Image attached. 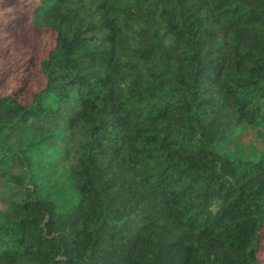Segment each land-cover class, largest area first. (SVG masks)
<instances>
[{
	"label": "trees",
	"instance_id": "trees-1",
	"mask_svg": "<svg viewBox=\"0 0 264 264\" xmlns=\"http://www.w3.org/2000/svg\"><path fill=\"white\" fill-rule=\"evenodd\" d=\"M33 10L55 42L30 103L0 95V163L28 165L2 137L67 102L82 140L67 190L0 174L21 187L0 219V264H261L264 151L230 147L241 127L264 130V0Z\"/></svg>",
	"mask_w": 264,
	"mask_h": 264
},
{
	"label": "rangeland",
	"instance_id": "rangeland-1",
	"mask_svg": "<svg viewBox=\"0 0 264 264\" xmlns=\"http://www.w3.org/2000/svg\"><path fill=\"white\" fill-rule=\"evenodd\" d=\"M34 6L35 0H0V95L11 93L24 104L30 103L34 92L42 87L40 63L55 42L50 29L36 27ZM55 109L56 112L42 120H32L18 133L2 137L5 153L18 154L28 165L14 161L9 165L0 163V174L7 172L20 177L29 187L67 190L76 159L75 148L82 140L81 134L71 129L69 119L74 117L79 105L72 101ZM233 142L230 150L234 155L264 151V130L243 126L236 131ZM29 146L34 152L28 151ZM33 172L34 184L27 179ZM20 192L21 187L14 181L0 178V219L8 214L10 203ZM260 256L264 264V243Z\"/></svg>",
	"mask_w": 264,
	"mask_h": 264
}]
</instances>
